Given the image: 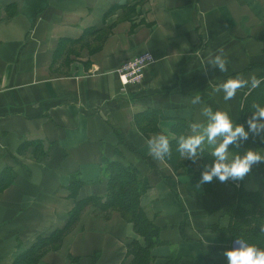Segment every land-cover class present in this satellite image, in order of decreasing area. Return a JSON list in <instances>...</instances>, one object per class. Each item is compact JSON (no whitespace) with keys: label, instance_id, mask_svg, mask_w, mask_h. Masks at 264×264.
I'll return each instance as SVG.
<instances>
[{"label":"crops","instance_id":"crops-1","mask_svg":"<svg viewBox=\"0 0 264 264\" xmlns=\"http://www.w3.org/2000/svg\"><path fill=\"white\" fill-rule=\"evenodd\" d=\"M221 51L225 73L201 68ZM143 52L154 62L122 87L117 70ZM261 64L264 0H0V177L10 182L0 191V264L64 226L72 179L77 201L104 196L106 161L135 168L148 185L140 208L160 232L149 264L227 263L233 242L208 228L227 226L237 188L264 199V163L207 193L198 163L176 174L144 138L155 134L154 112L158 132L186 122L194 92L237 122L245 89L224 102L211 88ZM92 212L37 264H127L126 245L144 246L117 214L105 222Z\"/></svg>","mask_w":264,"mask_h":264},{"label":"trees","instance_id":"trees-1","mask_svg":"<svg viewBox=\"0 0 264 264\" xmlns=\"http://www.w3.org/2000/svg\"><path fill=\"white\" fill-rule=\"evenodd\" d=\"M258 70V77L262 78L261 85L248 91L245 89L241 97L240 109L236 123H244L245 117L249 115L244 111L250 109L253 103L264 104V64L250 66L239 75H245L252 70ZM237 75L233 74L232 76ZM148 116H143L142 118ZM157 114L154 112V133L158 132L156 128ZM186 122L176 120L171 127L172 133L184 131ZM246 125V124H245ZM244 125V126H245ZM240 148H264L261 141H251L249 139L240 142ZM211 157L206 153L196 161H181L176 154H173L164 161L174 173L179 174L185 168L198 163V169L195 177L199 181L200 171L205 162L210 163ZM104 174L106 177V191L102 197L92 196L82 200H76V194L80 187L76 184V179L70 182V194L72 196L73 208L68 212L67 220L60 229L52 231L45 237H40L24 252L19 254L14 260V264H37L38 260L49 251H56L60 247L64 238L76 227L81 216L87 209H93V216L102 221H109L113 214H117L124 222L132 225L134 234L139 236L144 243L141 246L137 241H131L126 245V256L130 258L127 264H149L151 257L150 251L157 246L159 241V229L148 220L140 208V198L146 192L148 185L139 179L136 169L126 167L116 161H106L104 164ZM201 183L205 192L210 193L213 184ZM234 181V180H233ZM236 180L234 182H237ZM10 182L5 177H0V191L9 186ZM228 219L226 227L219 225L209 226L212 233H220L228 236L230 242L234 241V235H245L253 237L257 242L264 243V233L260 229L264 227V199L257 192H248L241 188L235 190L234 202L223 210ZM124 264V263H122ZM227 264V263H211Z\"/></svg>","mask_w":264,"mask_h":264},{"label":"clouds","instance_id":"clouds-1","mask_svg":"<svg viewBox=\"0 0 264 264\" xmlns=\"http://www.w3.org/2000/svg\"><path fill=\"white\" fill-rule=\"evenodd\" d=\"M227 58L223 52L209 56L203 62L227 71ZM262 78L251 75L247 78L237 74L219 80L211 88L224 102L231 101L242 89L251 91L261 85ZM189 103L196 106L195 113L188 115L184 131L172 133L164 129L144 138L147 152L157 161H166L173 152L181 161H196L205 153L211 162L201 168L199 182L210 183L214 179L242 180L257 163H264V148H240V142L249 138V133L258 136L264 143V104L253 103L244 123H236L227 107H213L194 92ZM247 125V129L244 125ZM232 147H229V146ZM264 233V227L260 229ZM206 237L204 238L205 242ZM227 264H264V243L245 235H234L233 246L223 250Z\"/></svg>","mask_w":264,"mask_h":264},{"label":"built area","instance_id":"built-area-1","mask_svg":"<svg viewBox=\"0 0 264 264\" xmlns=\"http://www.w3.org/2000/svg\"><path fill=\"white\" fill-rule=\"evenodd\" d=\"M154 59L149 52H143L128 60L118 70V80L122 87L138 84L143 76V71L152 64Z\"/></svg>","mask_w":264,"mask_h":264}]
</instances>
